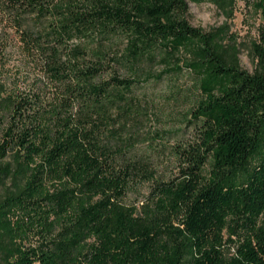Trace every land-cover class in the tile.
<instances>
[{"label":"trees","instance_id":"obj_1","mask_svg":"<svg viewBox=\"0 0 264 264\" xmlns=\"http://www.w3.org/2000/svg\"><path fill=\"white\" fill-rule=\"evenodd\" d=\"M206 2L0 0V264H264V24L251 73ZM186 72L192 138L152 147L137 89Z\"/></svg>","mask_w":264,"mask_h":264},{"label":"rangeland","instance_id":"obj_2","mask_svg":"<svg viewBox=\"0 0 264 264\" xmlns=\"http://www.w3.org/2000/svg\"><path fill=\"white\" fill-rule=\"evenodd\" d=\"M258 1L252 0L251 2ZM189 20L195 27L207 32H217L223 44L237 45L240 50L239 57L242 67L251 73L254 72L256 61L251 47L260 39V29L264 24L261 11L247 4L246 0H238L229 16L209 2L190 3ZM20 63L21 55L15 52L8 67L11 73L16 71V66ZM163 68L162 65L157 64L153 71L158 73ZM21 76L24 80L26 79V73H22ZM137 93L140 96H147L153 104L151 122L142 127V132L146 136H152V147L166 145L170 148L192 138L193 131L186 116L193 106L194 101L191 94L194 90L187 72L180 76L167 75L160 82L153 81L140 85ZM157 133H159L158 136ZM172 166L166 170L172 169L173 171Z\"/></svg>","mask_w":264,"mask_h":264}]
</instances>
